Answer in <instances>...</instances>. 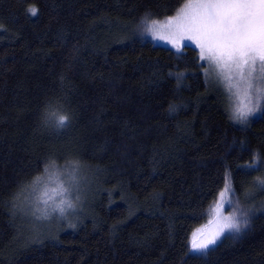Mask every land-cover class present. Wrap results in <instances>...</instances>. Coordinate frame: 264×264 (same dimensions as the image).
<instances>
[{
	"label": "trees",
	"instance_id": "obj_1",
	"mask_svg": "<svg viewBox=\"0 0 264 264\" xmlns=\"http://www.w3.org/2000/svg\"><path fill=\"white\" fill-rule=\"evenodd\" d=\"M185 1L0 0V264H264V199L190 249L226 180L240 196L264 180V109L239 123L196 47L135 35ZM46 167L75 196L31 215Z\"/></svg>",
	"mask_w": 264,
	"mask_h": 264
},
{
	"label": "snow or ice",
	"instance_id": "obj_2",
	"mask_svg": "<svg viewBox=\"0 0 264 264\" xmlns=\"http://www.w3.org/2000/svg\"><path fill=\"white\" fill-rule=\"evenodd\" d=\"M192 7V4L185 5L178 10L175 17L168 18L166 24L151 21L148 30L154 35H159L160 30L167 29L169 35H161L160 38L169 40L177 52L181 50V41L191 40L199 47L201 60H207L220 69L229 71L236 69L240 79L246 84L250 106L235 109L232 118L244 124L250 116L260 111L264 101V86H261L264 85V0H197L194 12L186 10ZM27 12L34 17L37 16L38 9L32 6ZM0 31H3L2 25ZM257 62L259 75H256ZM257 81L258 84L254 83ZM170 110L174 111V108L170 106ZM69 122L70 116L67 114L59 115L55 120L57 127H65ZM261 163L264 164V161ZM247 167L251 168L252 165ZM45 172H48L47 167ZM41 183V177H36L33 181L37 186ZM258 183L264 188V180H259ZM62 190L68 191L67 188ZM229 194L234 195V192L230 182L226 180L224 189L219 193L220 200H227ZM228 203H231V200H228ZM63 210L61 207L60 211ZM44 214L46 215V211ZM241 217L233 215L226 218V222L210 235L198 236L197 233H193L191 250L207 252L210 246L217 244L225 229L238 235L248 224L247 213H241Z\"/></svg>",
	"mask_w": 264,
	"mask_h": 264
},
{
	"label": "rangeland",
	"instance_id": "obj_3",
	"mask_svg": "<svg viewBox=\"0 0 264 264\" xmlns=\"http://www.w3.org/2000/svg\"><path fill=\"white\" fill-rule=\"evenodd\" d=\"M196 2L197 0H186L178 8V10L184 8L185 5L187 4H192L193 7L186 10L190 13L194 12L195 11L194 6ZM178 10L173 15H170L163 19H154V20L157 21L159 24H166L168 18H172L177 15ZM151 21L153 20H150V22L148 21L149 23L147 22L144 27L140 25L136 26L134 30L136 31L134 32L135 35L145 36V38L151 40L155 44L167 46L172 48L173 50H176V48L172 45V43L169 42V40L160 38L161 35L163 36L169 35L167 29L160 30L159 35H154L151 31L148 30ZM140 29L142 30V32H140ZM117 31H119V34L126 33L125 27L123 26H119L117 28ZM185 44L193 45L198 49L200 53V49L194 41L191 40L181 41V49ZM205 61L209 64L212 76L216 79L220 87L223 88L225 92L226 99L228 102V108L231 113V116L233 117L235 109L237 108L243 109L250 106L248 93L246 91V84L243 80L240 79L239 72L234 68L230 71L228 69H220L216 65L210 64L207 60ZM246 74H247V69H245V75ZM256 75H259V62H257ZM229 77L231 79H229ZM254 83L258 84L259 82L257 81ZM254 96H255V90L253 89V99ZM263 109H264V101H262L260 111L250 116L247 121L259 116L263 111ZM261 166L262 168L264 167V165ZM263 176H264V172H263ZM41 178H42V183L39 186L34 185L31 188V190H29V192L26 194L25 200L23 202L24 205L23 207L26 208L27 213L34 215L39 211L67 207V203L69 204V202L73 200L76 191V185H75L76 178L73 172L67 169L65 171L50 170L47 173H45ZM256 187L257 188H251L245 190L242 196H240L239 193L233 190L234 195L229 194L228 199L225 201H221L219 197V200L216 204V208L211 210L212 217L209 219V222L206 225L197 228L194 231V233H197L198 236L210 235L216 230H218L226 222V218L228 217L235 215L237 218H242L241 213H247V216L253 214L256 208H259V206L263 203L262 200L264 199V188H262L260 185ZM63 188H67L68 191L64 192L62 190ZM45 200L47 201V203H44ZM228 200H231V203H228ZM61 201H63V203H61ZM57 205H59V207H57ZM226 207L228 208V210L226 209ZM224 234H233V233L225 229L224 233L221 234V237ZM192 238H193V234L191 236V241ZM191 251L196 252L195 250H191Z\"/></svg>",
	"mask_w": 264,
	"mask_h": 264
}]
</instances>
